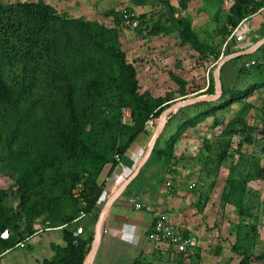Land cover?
Returning <instances> with one entry per match:
<instances>
[{"label": "trees", "instance_id": "1", "mask_svg": "<svg viewBox=\"0 0 264 264\" xmlns=\"http://www.w3.org/2000/svg\"><path fill=\"white\" fill-rule=\"evenodd\" d=\"M132 1L134 6H142L150 0ZM160 1L167 16L156 22L152 33H177L182 44L216 60L223 48L235 53L231 48L238 42L231 37L233 31L264 8V0H234L227 23L218 32L219 41L210 44L200 39L191 20L179 15L171 0ZM188 1H180L183 11L188 9ZM132 8L108 13L116 21V28H112L99 21L61 14L45 0H0V162L17 174L20 196L17 211L5 204L8 194L0 188V234L3 230L11 234L8 240L0 238V256L33 235L35 222L44 217L42 221L49 227L63 226L66 244H53L54 256L43 264H84L94 233L81 221L95 212L107 182L100 181L104 168L110 165L111 175L120 162L126 161L129 148L147 131L148 120L159 116L170 101L140 91L138 71L122 48L117 26L125 16L129 18ZM262 37L264 30L257 39ZM262 51L264 44L243 56H257ZM173 79L185 94V80L174 74ZM221 81L220 99L196 104L205 108L179 125L163 147H154L152 155L156 159L174 160L175 146L187 129L208 117L218 124L220 110L264 88V79L237 90L230 89L223 76ZM209 89L210 94L215 93L214 82ZM124 110L131 113L126 123ZM240 123L246 141L255 143L249 130L256 126L249 125L245 118ZM258 132L264 139V128ZM225 157L223 153L221 159ZM251 167L253 171L244 177L228 180L223 196L225 203L235 206L243 216L250 214L244 203L249 183L264 178L259 160L251 162ZM79 184L81 195L74 197L73 189ZM82 212L85 217L76 221ZM22 219L24 225L20 224ZM79 227L83 233L75 235ZM194 248L177 259L192 262ZM233 249L238 253V244ZM240 256L239 264L264 259V255L254 257L246 252ZM133 264L144 263L137 259Z\"/></svg>", "mask_w": 264, "mask_h": 264}, {"label": "rangeland", "instance_id": "2", "mask_svg": "<svg viewBox=\"0 0 264 264\" xmlns=\"http://www.w3.org/2000/svg\"><path fill=\"white\" fill-rule=\"evenodd\" d=\"M1 1L8 3L17 0ZM45 1L61 14L99 21L112 28H116V21L108 13L113 10L124 13L127 8L133 7L131 12L128 11L129 18L124 17L125 20L117 26L122 48L138 71L140 91L170 99L164 104L166 108L163 112L153 118V127H149L145 135L137 138V141L145 139L142 147L144 151L149 147L162 118L167 123L155 148L163 147L177 132L179 125L205 108L204 105L196 104L204 101L213 103L220 99L218 97L191 102L175 111V105L180 102L215 95V70L222 59L234 53L225 52L223 48L220 58L216 60L182 44L177 33L154 35L152 32L156 22L162 16H167L165 4L160 0H150L142 6H134L132 0ZM180 1L182 0H171L178 14L191 20L192 28L200 39L210 44L219 41L218 32L226 25L232 4L227 0H189L188 9L183 11ZM259 12L248 19L252 34L261 35L264 30V8ZM134 21L138 22L137 26L133 25ZM262 39L264 37L255 38V43ZM240 46L244 44L241 43L238 47ZM232 50L235 53L242 52L240 49L236 51L235 45ZM226 64L224 68L225 64L221 67L220 77L227 80L232 90L245 89L264 79V51L258 52L257 56L233 57ZM173 74L185 80V94L181 93V87L173 79ZM212 80L215 85L214 94L209 93ZM217 115L218 124L214 123L213 117H208L186 130L175 146L174 160L156 159L152 153L138 173L141 174L137 176V183L144 182L146 178L153 179L160 186L168 180L174 182L177 200L181 203L177 207L175 205L173 211L179 221L185 224L188 222L195 230L197 248L196 253L193 252V261L183 258L182 261L177 259L175 263L171 262L172 264H239L241 253H251L254 257L264 255V178L254 179L249 183L250 191L244 196V203L250 213L248 216L239 214L238 209L225 203L223 197L231 177L241 178L248 171H253L251 162L259 160L260 166L264 167V139H261L262 135L258 132L264 128V88L233 103L229 108L220 110ZM242 118L249 125L256 126L255 130H249L255 141L253 144L246 141V134L240 123ZM223 153H226V157L221 159ZM16 177L15 172L4 168L0 162V188L8 194L5 204L18 211L20 196ZM190 184L195 185L192 193L188 191ZM39 219L44 220V217ZM88 220L86 218L81 224ZM20 224L24 225V219ZM50 233L61 235L63 231L54 230ZM234 244L239 246L238 253L233 249ZM194 250L195 248L192 251ZM5 254L0 256V264H43L41 261L45 252L33 253V246L27 245L15 247ZM37 259H40L38 263ZM163 260L159 264H167L168 259ZM121 263L131 264V261L125 257ZM254 264H264V259L255 260Z\"/></svg>", "mask_w": 264, "mask_h": 264}, {"label": "crops", "instance_id": "3", "mask_svg": "<svg viewBox=\"0 0 264 264\" xmlns=\"http://www.w3.org/2000/svg\"><path fill=\"white\" fill-rule=\"evenodd\" d=\"M252 35L256 38L259 37V34L253 33ZM239 44L235 45L236 50L240 49V51H246L241 50V46L238 47ZM143 135L145 134L143 133ZM144 140V138H142L140 141H137L136 139L127 152L126 161L123 160V162H120L119 165L114 168L111 175H109L111 166L109 165L104 168L100 177V181L107 179L104 191L97 201L95 212L87 215L83 220L88 218V222L82 224V226L85 227L87 231H93L94 237L96 234L99 216L102 210L110 202V198L113 196V194H115V192L126 182L130 174L129 171H132L131 174L136 171L143 158L142 156L146 153V151L142 149ZM140 174L137 176L139 177ZM137 176L125 188L126 191L124 190L125 192L123 191L119 196L112 200L107 207L102 226V228H105L107 232L104 233L102 230L99 245L90 259L89 264H122L121 261L125 257H128V259L131 261V264H133L137 259L142 261L144 264H159L164 261L163 259L165 258L159 254V246L157 244L150 243L146 236V233L152 226V216L147 212L134 210L128 202V199L131 196H135L143 202L160 205L161 207L170 210L175 221L185 230V232L190 236L195 237V230L192 228V225L187 224L188 222L185 224L179 221L175 211H173L175 205L177 207L181 203V201L177 200L178 198L174 182L171 181L172 187L175 191L174 195L169 196V194L166 193L165 183L160 186L153 182V179L149 178H146L144 182L137 183ZM188 191L190 190L188 189ZM192 192L193 191H191V193ZM96 214L97 217H95ZM126 224L132 226L133 233L122 236L120 229ZM54 230L63 231L62 228ZM54 230H48V232L45 231L39 233L26 242L25 247H27V245L33 246V253L45 252V255L41 261L42 263L44 260H49L54 256V251L52 249L53 244H66L64 232L61 235L58 233H50ZM195 247H197V245ZM12 250L6 252V254L10 253ZM39 260L40 259H37V263ZM166 261L167 264L176 262L175 259L170 260V258Z\"/></svg>", "mask_w": 264, "mask_h": 264}, {"label": "built area", "instance_id": "4", "mask_svg": "<svg viewBox=\"0 0 264 264\" xmlns=\"http://www.w3.org/2000/svg\"><path fill=\"white\" fill-rule=\"evenodd\" d=\"M229 3L234 2V0H227ZM127 17V16H125ZM134 26L138 25L137 21L133 22ZM252 29L250 25V21L244 19L239 26L233 31L231 37H235L238 44L242 43L244 46H241V50H248L253 47L255 43V38L252 35ZM243 47V48H242ZM238 49V48H237ZM255 63L254 61L252 62ZM131 120V113L129 110H124L123 122H129ZM155 123V119H150L147 122V127H153ZM130 174L132 171H129ZM114 179V178H113ZM166 193L169 196L174 195V188L172 187V182L170 180L165 183ZM188 189L194 190L195 185L190 184ZM74 197H80L81 195V185L79 184L77 187L73 189ZM130 206L136 211H144L149 213L152 218V226L150 230L146 233V236L150 243L157 244L159 246V254L165 258L173 260L177 259L180 255H187L189 249L194 248L197 245L196 238L190 236L185 232V230L175 221L173 214L170 210L161 207L160 205H155L152 203H147L139 200L135 196H131L128 199ZM85 217V213L82 212L81 215L76 219L80 220ZM61 227H49L47 223H44L42 219H38L34 224L35 233L31 236H28L25 240L16 243L13 247H25L26 242L31 239L33 236L54 229H61ZM103 232L106 233L107 230L103 228ZM83 233V228L79 227L75 235ZM120 233L122 236L130 235L133 233V228L131 225H123L120 229ZM10 232L8 230H3L0 234V238L2 240H8L10 238ZM8 249L6 252L12 250ZM5 252V253H6Z\"/></svg>", "mask_w": 264, "mask_h": 264}, {"label": "water", "instance_id": "5", "mask_svg": "<svg viewBox=\"0 0 264 264\" xmlns=\"http://www.w3.org/2000/svg\"><path fill=\"white\" fill-rule=\"evenodd\" d=\"M262 44H264V39H262L260 42H258L257 44H255L253 47H251L250 49L246 50V51H242V52H237L234 54H231L229 56H227L226 58L222 59L219 63V66L216 68L215 70V79H216V85H217V93L213 96H200L198 98H195L194 100H186L183 102H180L178 104L175 105V111H178L180 108L184 107L185 105L189 104V103H195L198 101H203V100H208V99H214V98H218L222 95L223 93V86H222V82H221V77H220V70L221 67L230 59H232L233 57L236 56H241V55H247V54H251L254 51H256ZM167 123V120L162 118V122L160 123V125L158 126L155 135L153 136L152 141L149 144V147L146 150V153L144 154L139 166L137 167L136 171L131 175V177L126 180V182L115 192V194H113V196L110 198V202L107 204V206L102 210L100 216H99V220H98V225H97V229H96V234L93 240V244H92V248L89 252V254L87 255V257L84 260V264H89L90 259L92 258L93 254L95 253L99 242H100V238H101V234H102V226H103V220H104V216H105V212L107 210V207L109 206V204L111 203L112 200H114L117 196H119L124 190L125 188L129 185V183L137 176V174L141 171L143 165L145 164V162L149 159V157L151 156L154 147L158 141V138L160 136V134L162 133L165 124Z\"/></svg>", "mask_w": 264, "mask_h": 264}]
</instances>
